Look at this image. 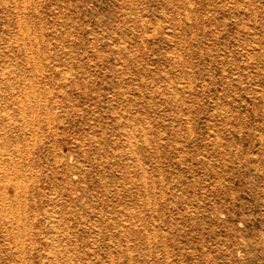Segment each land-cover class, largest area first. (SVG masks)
Returning a JSON list of instances; mask_svg holds the SVG:
<instances>
[{"label":"rangeland","instance_id":"rangeland-1","mask_svg":"<svg viewBox=\"0 0 264 264\" xmlns=\"http://www.w3.org/2000/svg\"><path fill=\"white\" fill-rule=\"evenodd\" d=\"M0 264H264V0H0Z\"/></svg>","mask_w":264,"mask_h":264}]
</instances>
